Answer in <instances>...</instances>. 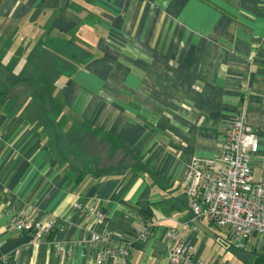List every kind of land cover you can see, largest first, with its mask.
Returning a JSON list of instances; mask_svg holds the SVG:
<instances>
[{"label":"crops","instance_id":"0c3cea01","mask_svg":"<svg viewBox=\"0 0 264 264\" xmlns=\"http://www.w3.org/2000/svg\"><path fill=\"white\" fill-rule=\"evenodd\" d=\"M22 77L34 94L10 101ZM1 92L0 264H95L92 232L130 241L139 221L152 233L126 264H173L169 228L192 259L264 264V241L193 218L182 185L240 111L264 175V0H0ZM19 211L62 227L35 242L11 227Z\"/></svg>","mask_w":264,"mask_h":264},{"label":"built area","instance_id":"2783aa9c","mask_svg":"<svg viewBox=\"0 0 264 264\" xmlns=\"http://www.w3.org/2000/svg\"><path fill=\"white\" fill-rule=\"evenodd\" d=\"M259 140L254 129L247 124L243 111L237 113L232 125L225 131L219 150L212 156H192L182 181L193 218H205L218 227L226 228L237 246L251 241H264V175L254 177L251 160L257 153ZM85 217L99 222L105 212L97 205L82 206L74 203ZM11 227L27 233L33 241H39L55 228H61L60 219L35 220L26 212L19 211L11 217ZM153 223L139 221L130 241L113 243L112 230L92 232L90 242H100L101 247L88 249L87 256L95 264H126L132 241L144 242L152 233ZM168 242V259L173 264H206L205 260L191 258L192 246L177 239L176 231L165 232ZM59 253L65 247L56 243Z\"/></svg>","mask_w":264,"mask_h":264},{"label":"rangeland","instance_id":"374dc122","mask_svg":"<svg viewBox=\"0 0 264 264\" xmlns=\"http://www.w3.org/2000/svg\"><path fill=\"white\" fill-rule=\"evenodd\" d=\"M45 56V55H44ZM29 69V72H31V71H33V67H31V68H28ZM45 69H49L48 67H45ZM23 79L22 80H24L25 82L24 83H21V80L20 81H15V83L17 82V83H21V87L22 88H24L23 90H20V91H16V92H11L10 93V96H8L9 97V100L11 101H13V102H16L17 100H19V101H23L24 99H25V97H24V94H25V96L27 97V98H29V97H31V96H33V94H34V90H33V88L32 87H30V84L28 85V83H30L32 80L31 79H29L28 77H22ZM23 85V86H22ZM31 90H30V89ZM22 91H24V92H22ZM4 93H0V96L2 97V98H4V97H7V95H6V93H5V95H3ZM30 111L33 113V108H31L30 109Z\"/></svg>","mask_w":264,"mask_h":264}]
</instances>
